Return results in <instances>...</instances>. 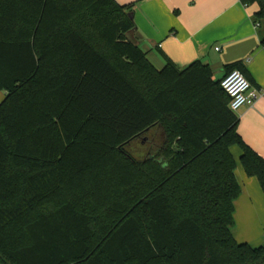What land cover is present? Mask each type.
Returning <instances> with one entry per match:
<instances>
[{"label":"trees","instance_id":"trees-1","mask_svg":"<svg viewBox=\"0 0 264 264\" xmlns=\"http://www.w3.org/2000/svg\"><path fill=\"white\" fill-rule=\"evenodd\" d=\"M255 3L264 28V0ZM132 3L0 0V257L5 264H264L232 234L231 145L264 158L199 60L157 68ZM264 47V32L260 34ZM227 72L242 63L226 66ZM146 145L136 159L128 146Z\"/></svg>","mask_w":264,"mask_h":264},{"label":"crops","instance_id":"crops-1","mask_svg":"<svg viewBox=\"0 0 264 264\" xmlns=\"http://www.w3.org/2000/svg\"><path fill=\"white\" fill-rule=\"evenodd\" d=\"M132 3L134 28L126 35L162 68L171 62L178 69L199 60L210 67L213 78H222L227 65L240 61L244 75L258 91L252 104L235 113L237 133L264 158V47L256 25L255 3L242 0H115ZM218 47V49H215ZM4 91L0 90V102ZM235 177L241 192L233 203L231 234L251 247L264 244V191L256 177L248 176L241 163V149L231 145Z\"/></svg>","mask_w":264,"mask_h":264},{"label":"built area","instance_id":"built-area-1","mask_svg":"<svg viewBox=\"0 0 264 264\" xmlns=\"http://www.w3.org/2000/svg\"><path fill=\"white\" fill-rule=\"evenodd\" d=\"M220 85L229 97L228 107L233 112L244 105L252 104L259 96L258 91L238 69L226 72L221 78Z\"/></svg>","mask_w":264,"mask_h":264},{"label":"rangeland","instance_id":"rangeland-1","mask_svg":"<svg viewBox=\"0 0 264 264\" xmlns=\"http://www.w3.org/2000/svg\"><path fill=\"white\" fill-rule=\"evenodd\" d=\"M128 149L134 158L140 159L143 156H145L146 145H144V143L141 141V138H136L133 141H131V143L128 146ZM0 264H5L1 257H0Z\"/></svg>","mask_w":264,"mask_h":264}]
</instances>
